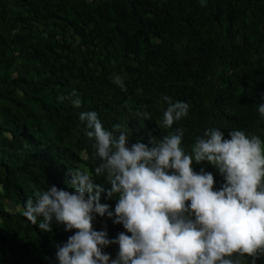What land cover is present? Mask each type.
<instances>
[{
    "label": "trees",
    "instance_id": "1",
    "mask_svg": "<svg viewBox=\"0 0 264 264\" xmlns=\"http://www.w3.org/2000/svg\"><path fill=\"white\" fill-rule=\"evenodd\" d=\"M0 22L27 29L2 42L16 56L0 52V184L23 210L50 185L72 190L70 171L78 162L96 183L110 188L106 175L95 174L102 161L79 118L82 112L98 113L109 131L120 124L131 143L151 145L182 128V147L189 154L211 129L225 138L242 130L264 141V118L257 111L264 104V0H0ZM30 25L41 26L44 34H32ZM66 29L91 47L90 57L110 56L115 72L103 60L89 65L75 58L58 38ZM117 72L126 75V91L114 82ZM164 97L190 106L172 128L159 126L168 107ZM43 122L54 128L56 141L39 138ZM79 152L86 153V161ZM193 167L214 175L215 190L225 183L208 162ZM117 200L101 195L113 212ZM0 219L10 232L5 236L0 229V242L13 237L18 256L33 252L37 264H59L57 245L75 232L55 220L51 232H42L24 215L5 212L1 201ZM94 227L107 231L109 239L131 235L107 214H97Z\"/></svg>",
    "mask_w": 264,
    "mask_h": 264
},
{
    "label": "clouds",
    "instance_id": "2",
    "mask_svg": "<svg viewBox=\"0 0 264 264\" xmlns=\"http://www.w3.org/2000/svg\"><path fill=\"white\" fill-rule=\"evenodd\" d=\"M203 4V0H201ZM114 82L126 91L123 80ZM72 96L77 93L73 89ZM61 97L60 99H64ZM168 103L160 127L186 117L189 105ZM79 107V99L74 101ZM264 118V104L257 106ZM150 119L148 112L142 113ZM88 138L95 141L102 161L95 174L106 175L110 188L96 183L88 171H70L72 190L50 185L26 201L23 215L42 232H51L55 220L74 234L57 245L59 264H255L264 256V141L242 130L225 138L219 129L198 137L191 154L182 147L184 130L151 145L141 141L129 147L128 132L120 124L106 130L98 113H80ZM115 133H119L116 135ZM208 162L224 177L215 190V177L194 163ZM118 197L114 212L101 203L105 193ZM113 218L127 233L109 239L94 227L96 215ZM119 245L115 259L103 249Z\"/></svg>",
    "mask_w": 264,
    "mask_h": 264
},
{
    "label": "rangeland",
    "instance_id": "3",
    "mask_svg": "<svg viewBox=\"0 0 264 264\" xmlns=\"http://www.w3.org/2000/svg\"><path fill=\"white\" fill-rule=\"evenodd\" d=\"M22 13H23V11H22ZM30 26L31 27L27 26V28H30L32 30V34H34V35H39V34L43 35L44 34V31L42 30L41 26H37V25H30ZM26 30L27 29H25L23 27H18L15 25L7 26V25L1 24V22H0V52L3 50L2 53L4 54V52H5L6 57L7 56H13V57L16 56V52L9 50L8 46H6V44H7L6 42L10 41L11 39H15L14 36H20L22 34H25ZM58 38H60L62 40H66L67 44H69L71 47L70 53L76 52L75 55L73 54V56H75V58H78L79 60H83V62H85L86 64L88 63L89 65L92 64V61H95L97 59L103 60L106 62L107 68L108 69L114 68L112 72H115V70H116L114 67L115 63L113 60L112 61L109 60L110 56H108L106 54L104 55L103 53L98 54L95 52V54L92 55V57H90L88 52L90 50H92L91 47L83 46L80 38L76 34H73L70 29H66L62 38L61 37H58ZM2 42L6 43V44H4L5 48H4V45ZM0 59L2 60V57H0ZM1 63H2V61H0V65H1ZM13 71L9 72V74H11L10 76H12V77L14 76ZM114 75H115V77H117V76L120 77L122 80H124L126 78L125 73L117 72ZM37 135L39 136V138H41L45 142H47L49 140L56 141L54 138V128L51 125H48L44 122L40 125V130H39V133ZM131 144L132 143L129 141V147L131 146ZM77 156L82 161L87 160V156H86L85 152H82V153L79 152V154H77ZM208 164L211 165L210 163H208ZM211 166L214 167L213 165H211ZM215 169H217V168H215ZM77 170L88 171L87 167L84 164L79 163V162L75 166V168L72 170V172H75ZM222 178L224 180L223 176H222ZM0 201L2 203V209L5 212H7L9 214L23 215L24 210L21 207L20 202L18 200H16L12 195L7 194L1 184H0ZM0 229L5 234V236H6V234L10 233V232L6 231L7 230L6 226L2 225L1 219H0ZM8 235H10V234H8ZM104 249L106 251H108V249H109V252H110L112 259H115L118 255V252H119V247L117 244H113L110 247L107 246ZM18 253H19V250H17L16 241H14L13 237H11L10 240L8 239V241L5 240V242H0V264H37V262L35 261L33 252H29L27 257H24L23 259L18 256ZM244 259H245L244 264H252L251 257H245ZM255 264H264V256H261L258 260H256Z\"/></svg>",
    "mask_w": 264,
    "mask_h": 264
}]
</instances>
